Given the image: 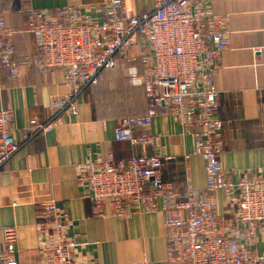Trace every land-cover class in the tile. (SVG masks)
Returning a JSON list of instances; mask_svg holds the SVG:
<instances>
[{"label": "built area", "instance_id": "2783aa9c", "mask_svg": "<svg viewBox=\"0 0 264 264\" xmlns=\"http://www.w3.org/2000/svg\"><path fill=\"white\" fill-rule=\"evenodd\" d=\"M97 12L100 19L73 6L30 9L25 30L7 26L0 14V89L2 75L17 79L23 68L59 72L69 86L64 105L46 123L29 122L36 134L44 133L61 115L76 114L77 99L104 72L121 70L130 84L143 87L147 109L142 116L123 118L115 141L152 148L157 137L147 128L156 116H167L191 136V154L203 162L205 185L193 188L187 177L179 192L164 182L161 168L174 160L171 156L88 157L75 172L92 216L127 219L132 213H155L159 199L166 264H264V255L251 248L255 236L264 235V172L246 171L233 181L219 165L223 124L217 118L214 72L229 47L228 18L216 14L210 0H154L153 9L139 15L126 8V0H105ZM21 34L31 36L33 52L15 61L14 37ZM12 120V110H0V168L20 148L12 137ZM188 158L183 157L186 175ZM217 192L227 205L221 214ZM35 212L41 264H92L79 256L63 210L42 201ZM16 242L15 228L0 230V264H17Z\"/></svg>", "mask_w": 264, "mask_h": 264}, {"label": "crops", "instance_id": "0c3cea01", "mask_svg": "<svg viewBox=\"0 0 264 264\" xmlns=\"http://www.w3.org/2000/svg\"><path fill=\"white\" fill-rule=\"evenodd\" d=\"M104 1L0 0V14L7 26L25 30L30 9L73 6L81 12L92 11L100 19L97 7ZM153 4L154 0H126V8L134 15L151 11ZM210 5L216 14L228 18L229 47L214 72V84L217 118L223 124L219 165L236 181L246 171L264 172V0H210ZM14 46V59L33 52L28 34L17 36ZM120 73L117 68L106 71L99 85L77 99L75 115L63 114L48 131L37 134L30 120H52L64 105L69 86L59 72L39 74L23 68L17 79L2 75L0 110H12V137L20 148L0 168V230L15 228L17 264H41L35 206L42 201H52L64 211L71 220L68 233L76 238L79 256L92 264L142 260L166 264L161 200H156L155 213H132L127 219L94 218L89 200L76 184L75 166L88 157L121 160L159 154L174 158L162 166L161 178L175 190L185 189L187 177L193 188L205 185L203 162L191 154V136L167 116H156L147 128L157 137L152 148L115 141L120 120L146 113L142 90L132 88L129 81L123 83ZM186 155L187 175L183 168ZM215 197L217 213H224L227 205L222 193ZM251 248L264 255V235H256Z\"/></svg>", "mask_w": 264, "mask_h": 264}, {"label": "trees", "instance_id": "16d2710c", "mask_svg": "<svg viewBox=\"0 0 264 264\" xmlns=\"http://www.w3.org/2000/svg\"><path fill=\"white\" fill-rule=\"evenodd\" d=\"M17 36H19V35H16L15 37H14V42H15V38L17 37ZM25 55V54H24ZM15 56H16V49H15ZM23 56V55H22ZM22 56L20 57V58H16L15 57V59L14 60H16V61H19L21 58H22ZM138 67H139V70L140 71H142V68H141V65L140 64H138ZM104 74H105V72L103 73V76H104ZM121 74V73H120ZM122 75V77H123V79H122V82L123 83H128V80H127V78L124 76V74H121ZM102 81V80H101ZM101 81L97 84V85H99L100 83H101ZM97 85H95V86H97ZM91 87H94V86H91ZM132 88H140L141 90H142V93H143V99H144V102H145V108L147 109V101H146V98H145V94H144V89H143V87H141V86H136V85H132L131 86ZM131 117H134V116H131ZM120 122H121V120H120ZM120 122L118 123V125L120 124Z\"/></svg>", "mask_w": 264, "mask_h": 264}]
</instances>
